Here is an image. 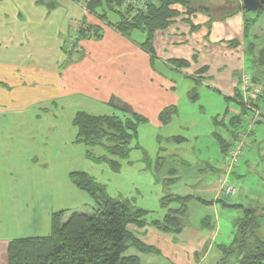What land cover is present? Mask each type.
Returning a JSON list of instances; mask_svg holds the SVG:
<instances>
[{"label":"crops","instance_id":"crops-1","mask_svg":"<svg viewBox=\"0 0 264 264\" xmlns=\"http://www.w3.org/2000/svg\"><path fill=\"white\" fill-rule=\"evenodd\" d=\"M71 3L77 7H69L68 3L60 0H0V66L10 65L11 68H5L3 71H8L10 77L15 78L17 77L16 69L29 68L23 78L31 80V84L21 88L22 97L28 96L30 89L35 90L33 82L54 85L61 83L60 76L66 71H63V67L69 63L71 55L83 53L80 46L77 48L80 39L89 38L93 32H96V38L102 35L103 43L106 38L115 37L116 43L120 42L121 48H125L126 51L115 54L116 59L122 60L132 56L136 58L131 65L123 69V72L132 71L133 80L140 76L137 72L145 65L149 72L148 84L155 86V93H150L148 96L154 106L160 105L159 109H167L176 105V114L180 115L182 111L179 101L181 99L192 96L190 99L192 102L199 101V95L198 97L194 96L195 94L192 95L196 90L195 87L185 85L184 73L179 74L180 70L169 64L167 60H159V73H152L149 54L140 47L146 42V37L142 43L128 40L108 22L101 18L98 19L89 12L85 5L81 6L78 2ZM113 17L114 20L108 16L109 22L118 23L119 19ZM195 30L196 26L193 25L191 32ZM231 41L234 42V40ZM68 44L72 46L68 47ZM242 45H240L241 48ZM106 46L109 45L106 44ZM243 53L246 54L245 51ZM139 56L143 58L142 62L138 61ZM173 59L186 60L181 57ZM243 59L247 60L246 55ZM111 61L113 62L112 59L109 60ZM175 75H181V78H176ZM156 78H159V81ZM194 79L196 86H200V77H194ZM179 82L185 85L186 89L183 94L178 92L177 83ZM136 84H141L140 87L145 85L141 82ZM126 87L134 90L131 80L126 81L124 88ZM113 92L115 93L112 94ZM58 93L59 96L56 99L46 96L38 109L34 103L31 104L29 101L22 103V106L18 108L0 110L1 116H7L5 121L0 122V264H9L8 250L12 241L27 237H50L53 215L68 211L69 214L65 220L67 222L73 213L83 214L81 208L84 207V203L95 206L91 195L80 190L71 180L72 174L83 172L93 180L95 178L86 170H76V163L73 160L69 162L68 151L75 153L77 149L81 150L80 145L82 144L77 141V130L67 143L66 128L69 127V123L73 125L75 117L80 112L96 117H113L112 104L121 103V98L125 101L129 100L123 91L114 90L110 93L113 101L109 102L106 97H103L102 101L95 102L96 104L91 105L87 100L77 102V104L72 101V98L63 96L60 90ZM0 96H4L3 90H0ZM107 101L112 104H108ZM78 107L83 109L77 111ZM227 112L229 110L224 115ZM241 112L242 110L229 112L227 121L232 115L238 116ZM216 119L214 118V124ZM33 125L37 126L38 130L34 129ZM161 125L166 126L164 123ZM223 129L225 130L224 127ZM225 131L227 134V130ZM17 133L21 136L20 144L16 139ZM216 134L218 133H213L215 139ZM256 134L252 137L253 143L249 147L250 150L244 156V165H250L249 163L255 159L264 162V141L257 140ZM226 137L228 135L223 138ZM170 138L179 137L170 136ZM178 142H184V140L180 138ZM85 153V157L80 155L81 162L87 159L99 165L89 156L93 151L89 149ZM220 153H222L221 146ZM216 158L221 166L217 170L216 175L220 176L217 181H205V174L216 172L209 160L207 163L197 164L198 167L190 170L187 169L190 162L179 159L185 171L179 167H171L165 171L164 175L155 176L156 186L164 189L165 181L169 180L173 182L170 186L172 194L184 198L190 196L192 199L187 205L186 214L178 217L181 225V230L178 232L175 229L166 231L163 224L147 226L143 229L130 226L129 230L143 244L155 249L156 253H142L133 248L127 256H137L141 264H205L206 262L207 264H218L222 260L220 247L232 241L237 219L232 215V222L235 221L232 231L222 236L219 231L217 208L221 204L222 208L227 209L230 214L238 210L232 208L234 204H229L222 199L223 195L231 198L225 194L221 184L228 157L223 155V159ZM235 171L237 176L241 177L238 168ZM231 175L229 180L232 183L233 176ZM259 180L262 181L259 184L260 188L255 185L256 190L251 189L252 191H248L245 195L249 204L264 202V179L260 176ZM163 210L164 215L160 221L164 220L168 209ZM217 241L220 244H217ZM211 254H214L212 260H210Z\"/></svg>","mask_w":264,"mask_h":264},{"label":"rangeland","instance_id":"rangeland-1","mask_svg":"<svg viewBox=\"0 0 264 264\" xmlns=\"http://www.w3.org/2000/svg\"><path fill=\"white\" fill-rule=\"evenodd\" d=\"M60 1L68 3L69 7H77L69 0ZM80 5L84 6V3H80ZM176 9L181 15L177 22L166 30H159L150 47L140 45L141 49L149 54L152 73H159V60H167L171 64L172 58L181 57L189 63V66L177 69L180 70L179 74L184 73L185 85L189 84L192 85L191 87H195V95L197 93L200 98L196 102L190 100L192 96L181 99L179 105L182 112L180 115H173L172 122H174L169 123L171 125H161L163 122L160 118L167 109H159L160 105L154 106L152 100L148 98L150 93H155V86L148 84L149 72L145 65L137 72L140 76L135 80H133L132 71L123 72V69L131 65V62L136 58L132 56L122 60L116 59V53L126 50L121 48L120 42L116 43L115 37L106 38L104 43L101 34L98 36L99 38H96V32H93L89 38H81L77 48L81 47L83 55L79 53L71 55L69 63L63 67V71H66L60 76L61 83L54 85L33 82L35 90L31 91L32 89H30L29 95L25 97H22L21 88L31 84V80L23 78L29 68L16 69L17 77L12 76L14 77L12 78L8 71H3L5 68H11V66H0L2 68V71L0 70V90H3L4 93V96H0V110H7L11 107L18 108L22 106V103L29 101L31 104L34 103L38 109L46 96L56 99L59 96V90L63 96L72 98L75 103L87 100L91 105L102 101L103 97H106L110 102L112 100L110 93L114 90L123 91L124 94H127L126 98L129 100L125 101L121 98L123 102L111 103L112 110H110L113 112V116L117 115L122 119H127L134 115H140L148 123L139 126L137 139L131 144L130 158L121 162V170L114 173L107 163L93 164L85 158L81 162L80 158L85 157V152L90 149L83 143L80 148L84 151L80 149H77L75 153L68 151V160L69 162L73 160L76 163V170L90 172L95 178L94 180L105 187V192L108 193L109 197L118 201H133L139 208L149 211L151 214L150 222L160 220L164 215V210L159 201L167 195L166 190L154 183L155 176L157 174L164 175L165 171L171 167H179L185 171L179 159L188 160L191 167L188 166L187 169L190 170L198 167L197 164L207 163L209 160L216 172L205 174V181L211 182L219 179L220 176L216 174L221 166L217 163L216 157L223 159L224 154L220 153V144L213 137V133L216 132L223 137L227 134L222 126L214 124V118L222 121L226 111H241L243 106L239 102L237 103L234 97L239 88L240 77L243 72L248 71L254 78L253 71L249 69V61L247 63V60L243 59L246 55L243 51L247 53L248 50V41L244 40L242 35H244V22L255 19L260 13L256 14V11L244 12L242 0H187L185 7L180 6ZM236 11L238 13L234 14ZM113 16L110 15L112 20H114ZM211 19L215 20L214 23H210ZM193 25L196 26V30L191 32ZM251 25H253L252 35L259 37L258 46L263 45L264 14L258 22L251 23ZM144 37L142 32L137 31L133 36L126 38L133 42L142 43L145 41ZM241 37H243L240 40L243 44V51L241 47H237L235 44V40H239ZM106 44L109 46L105 47ZM71 46L68 44V47ZM149 48L153 53L148 51ZM110 59L113 62H109ZM142 59L141 56L138 57L139 62H142ZM26 67L29 66L26 65ZM206 67L207 69L200 73ZM180 76L175 75L176 78H181ZM194 77H201L200 86H196ZM156 79L159 81V78ZM128 80H131L134 90L124 88ZM135 82H141L145 85L141 88V84L138 85ZM177 85L178 92L183 94L186 89L184 83L181 85L179 82ZM238 98L239 96L237 100H239ZM109 102L108 104H110ZM175 107L177 106L175 105ZM77 109L80 111L83 108L78 107ZM6 119L7 116L0 115V122ZM33 126L34 129L38 130L37 126ZM257 128L260 129H257L255 138L260 142L264 141V125ZM74 132H76L75 127L69 123V127L66 128L67 143L73 137ZM18 134H16V139L19 143L21 136ZM170 136L182 138L184 142H178V138L172 139ZM93 153L97 156L107 154L103 147H95ZM244 159L245 157L241 159L238 167L241 177L234 176L232 180V184L239 187L238 193L235 197L230 198L225 197V195L222 197L229 204L247 206L249 202L245 199L246 193L252 191L251 189L256 190L255 185L260 188L259 184L262 182L259 180L260 176L264 179V162L255 159L249 163L250 165H244ZM170 188L168 193L172 191ZM179 206L180 204H174L171 207L177 208ZM93 207L84 203L81 211L83 214H90ZM217 210L219 211V231L222 236H225V233L232 231L233 224H235V221L232 222V217L235 216L238 220L242 217V213L236 211L230 214L227 209L222 208L221 204ZM217 244L220 242L217 241ZM213 255L211 254L210 260L213 259Z\"/></svg>","mask_w":264,"mask_h":264},{"label":"trees","instance_id":"trees-1","mask_svg":"<svg viewBox=\"0 0 264 264\" xmlns=\"http://www.w3.org/2000/svg\"><path fill=\"white\" fill-rule=\"evenodd\" d=\"M70 1L84 3L89 12L98 19L108 22L123 37L129 38L136 31L142 32L146 37L143 47L151 46L159 30H166L175 24L181 17L176 8L187 5V0H162L159 7L152 8L145 15L130 20L124 13L117 11L116 5L120 4V0ZM242 10L248 12L245 9ZM236 13L238 11L234 12ZM257 13L260 14L255 19L245 22L243 36L244 40L248 41L246 59L247 63L249 61V69L254 73V81L262 83L264 81V39L263 45L258 46L259 37L252 35L251 23L258 22L264 14V7L256 11ZM111 14L119 19L118 23L109 22L108 16ZM214 21L211 19L210 23ZM235 44L240 47L242 42L236 40ZM148 51L153 53L150 48ZM171 64L179 69L189 66L184 59H173ZM206 69L207 67L200 73ZM200 81H202L201 77ZM235 94V101L239 102L241 100L239 89ZM194 96H197V93ZM238 96L239 100H237ZM176 113L177 109L174 106L167 108L160 120L167 125L172 122V117ZM245 113L246 110L242 107L241 114L232 115L229 121H227L229 112L224 115L222 121L219 122L217 119L215 121L216 126H223L227 130L226 138L216 134L222 153L226 156L233 140L243 128L242 116ZM144 123L148 121L140 115L122 119L116 115L96 117L86 112L77 114L73 121L77 130V141L80 144L83 143L89 147L90 151H93L95 147L106 149L107 154L104 156L91 153L90 158L99 164L107 163L114 173L121 170L122 161L129 160L131 144L137 139L139 126ZM252 143L251 138L250 145ZM249 147L245 152L250 150ZM231 176H237V172L234 170ZM71 180L80 190L91 195L95 205L92 212L90 214L75 212L67 222L65 220L69 214L68 211L53 215L50 237H27L10 243L9 264H141L137 256H127V253L133 248L142 253H156V250L143 244L129 230L130 226L143 229L147 226L163 224L166 231L175 229L178 232L181 230L178 217L186 214L187 205L192 199L190 196L184 198L168 193L173 182L165 181L164 190L167 191V195L160 202L163 209H168L166 217L163 221L150 222L149 211L139 208L133 201H118L109 197L105 187L94 181L87 173H74L71 175ZM174 204H180V206L177 209L172 208ZM232 208L240 211L242 217L236 221L232 241L220 247L222 260L218 264H264V202L259 201L247 206L235 204Z\"/></svg>","mask_w":264,"mask_h":264},{"label":"built area","instance_id":"built-area-1","mask_svg":"<svg viewBox=\"0 0 264 264\" xmlns=\"http://www.w3.org/2000/svg\"><path fill=\"white\" fill-rule=\"evenodd\" d=\"M161 1L120 0V4L116 5V8L118 12L124 13L130 20H134L140 15H145L150 9L159 7ZM239 83V94H241L239 104L245 108L246 113L241 115L243 128L237 138L233 140L228 151V160L224 166L225 173L221 178L225 194L231 197L238 192V187L230 182L229 177L245 156V151L250 146L251 138L256 134L257 127L264 125V83L255 82L248 71L242 73Z\"/></svg>","mask_w":264,"mask_h":264},{"label":"water","instance_id":"water-1","mask_svg":"<svg viewBox=\"0 0 264 264\" xmlns=\"http://www.w3.org/2000/svg\"><path fill=\"white\" fill-rule=\"evenodd\" d=\"M243 9L246 11H258L264 7V0H242Z\"/></svg>","mask_w":264,"mask_h":264}]
</instances>
